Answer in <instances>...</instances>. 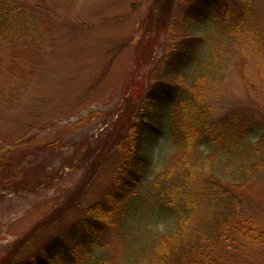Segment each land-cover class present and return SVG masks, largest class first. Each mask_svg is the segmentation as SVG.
I'll use <instances>...</instances> for the list:
<instances>
[{"label": "rangeland", "instance_id": "rangeland-1", "mask_svg": "<svg viewBox=\"0 0 264 264\" xmlns=\"http://www.w3.org/2000/svg\"><path fill=\"white\" fill-rule=\"evenodd\" d=\"M1 1L12 4V25L0 22L3 264L66 234L81 220L85 206L102 197L121 159L114 146L107 147L114 123H131L161 56L184 33L206 40L198 51L215 115L227 119L237 111L249 113L262 126L249 133L251 139L264 138V0L249 2L260 34L244 44L217 22L185 21L183 13L195 0ZM20 48L27 60L7 69L4 56ZM157 139L144 147L152 173L141 189L142 210L114 232L108 230L102 246L80 243L72 264H92L105 254L119 264H160L150 242L176 227L172 216L158 212L152 180L167 168L174 180H165V187L174 183L181 190L188 182L195 188L205 181L220 185L229 199L243 205L246 220H253L255 233L263 237L252 244L228 233L231 249L222 243L210 258L190 254L183 264H264V169L252 182L243 180L241 171L229 177V164L210 148L175 150L167 129ZM261 149L257 158L252 152L236 154V168L251 170L252 163L264 158Z\"/></svg>", "mask_w": 264, "mask_h": 264}, {"label": "trees", "instance_id": "trees-1", "mask_svg": "<svg viewBox=\"0 0 264 264\" xmlns=\"http://www.w3.org/2000/svg\"><path fill=\"white\" fill-rule=\"evenodd\" d=\"M249 2L237 0L230 4L229 0H195L183 13V19L198 24L217 22L230 38L244 44L258 39L260 34ZM11 5L0 0L3 27L8 23L12 25L9 20ZM184 35L177 45L171 43L164 51L159 71L142 95L131 123L126 124L127 121L121 118L114 123L107 147L110 150L114 146L116 152L121 153V159L109 188L100 199L85 206L81 220L72 223L66 234L50 237L39 248H30L29 253L12 264H72L78 257L80 243L102 246V236L108 230L114 232L128 219L134 218L145 205L141 189L152 173L144 147L158 140L165 129L171 135L175 150L186 153L196 146L210 148L229 164L226 169L229 177L235 178V174L241 171L243 180H256L255 175L264 169V158L252 163L251 170L243 166L236 168L235 163L238 162L236 154L252 152L258 157L256 153L264 146V138L254 141L249 133L262 126L254 116L242 111L227 119L215 115L217 109L205 88L209 76L198 51L206 40L203 36ZM26 56L21 48L9 50L4 56L9 60L6 68L16 69L27 60ZM198 157L199 154H194V159L199 162ZM170 170L165 169L152 180L157 189L158 212L172 216L176 227L170 235H159L150 242L160 264H183L184 258L190 254H195V259L210 258L218 245L223 243L226 248L231 247L227 235L232 232L252 244L263 242V237L253 229L254 221L246 220L248 212L243 205L229 199L220 185L215 187L214 183L205 181L195 188L188 182L181 190L174 183L165 187V180H174ZM166 196L173 200H165ZM190 220L194 225L187 228ZM92 264L119 263L109 261L105 254L94 257Z\"/></svg>", "mask_w": 264, "mask_h": 264}]
</instances>
